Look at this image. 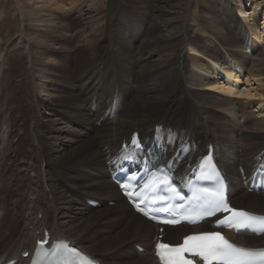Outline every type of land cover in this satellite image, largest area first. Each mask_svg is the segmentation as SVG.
I'll return each instance as SVG.
<instances>
[{
	"label": "bare ground",
	"instance_id": "6f19581e",
	"mask_svg": "<svg viewBox=\"0 0 264 264\" xmlns=\"http://www.w3.org/2000/svg\"><path fill=\"white\" fill-rule=\"evenodd\" d=\"M30 1L40 2L27 14L33 41L0 46V95L17 86L35 112L25 129L0 136V264H30L44 230L100 264H159L156 226L109 179L124 157L140 158L129 146L133 133L145 152L153 148L154 167L183 148L177 179L211 149L231 204L264 215V192L249 189L264 165V117L252 110L245 78L264 98V0ZM49 43L56 48L44 57L38 49ZM17 57L24 68L13 78L8 65ZM1 96L5 123L9 101ZM191 231L199 228H166L164 239ZM234 241L264 246V237L242 233Z\"/></svg>",
	"mask_w": 264,
	"mask_h": 264
},
{
	"label": "snow or ice",
	"instance_id": "6c2138e0",
	"mask_svg": "<svg viewBox=\"0 0 264 264\" xmlns=\"http://www.w3.org/2000/svg\"><path fill=\"white\" fill-rule=\"evenodd\" d=\"M157 136H159V127ZM131 145L140 150V159L136 161L140 164L143 161V166L133 169L132 173L126 175L125 179L131 177L136 178V183L147 181L145 187L149 184L152 186L154 192L159 193V203L155 208L152 207H140L139 204H135L138 211L143 215L148 216L151 220H156L161 224H176L180 220L175 215H171V218H161L158 213H170V209L183 208L184 201L186 199L191 200L193 203L199 202L205 206L203 214L200 216L201 220L217 216L218 213H226L223 217H218L215 221L217 229L225 227H235L237 232L246 231L251 229L257 231L254 227V223L257 217L243 211H239L234 207H231L225 199L224 195V182L218 177L211 175H201L196 172L195 167L188 166V173L192 176L193 182H189L187 185L189 193L185 192L181 194L182 189L178 190L174 184L169 183L172 177H165L159 179L158 172H164L167 169L171 172L181 160L180 153L183 152V148L177 150L176 154L166 164H161L160 167L154 170L152 162L155 157L153 156V148H147L145 152V144L141 143L139 138L134 136L131 140ZM158 147V145H157ZM211 153V149H209ZM206 159H211L209 154ZM175 162V163H173ZM125 170L123 168L117 170L113 175V180L120 184L121 188L125 187L124 181H121L120 175ZM215 182L219 185L218 188H212L210 185ZM199 185V193L192 191L193 187ZM169 193H174L180 203L173 205L169 200ZM129 196L130 201L135 202L139 197H133L131 193H125ZM156 203V201H154ZM188 223H198V221L189 219L185 216ZM264 220V217L259 218ZM163 232V229H161ZM41 245L46 241H40ZM185 253H189L191 256L199 257L203 264H258L257 257H261L259 264H264V251L254 252L250 249L237 247L234 243L225 239L220 230L202 232L195 235L187 236L184 243L179 246H173L166 242H157L156 255L159 256L161 264H193V260L186 258ZM27 255V253H25Z\"/></svg>",
	"mask_w": 264,
	"mask_h": 264
},
{
	"label": "rangeland",
	"instance_id": "374dc122",
	"mask_svg": "<svg viewBox=\"0 0 264 264\" xmlns=\"http://www.w3.org/2000/svg\"><path fill=\"white\" fill-rule=\"evenodd\" d=\"M36 1H39V0H36ZM49 1L52 4L61 5V0H49ZM97 1L98 0H92V2H94V3ZM117 1L120 2L122 0H117ZM259 1H262V0H257V2H259ZM0 2H1V4H0L1 7L5 10V14L0 13V20H3V26L0 28V46H5L6 49L10 50L13 46H15V44H17L18 39L23 40L25 43L26 42H28V43L32 42L33 41L32 37H33L34 33L32 31L27 30V27H26L27 26L26 25L27 24V14H28V10L30 8H32V7L39 8L40 2L34 6H33V2L30 0H0ZM87 4L89 5V2ZM63 5H61L60 7H63ZM47 8L53 9V6L49 5ZM190 9H191L190 10L191 12L196 11L197 6L191 7ZM258 10H259L258 12H264V8H261V5L258 7ZM85 11H87V7H84V12ZM89 12H90V10H89ZM84 14L82 15V18L83 19L88 18L87 17L88 15H84ZM248 15H250V14H248ZM37 27L45 28V26L43 24H38ZM259 45L263 46V44H261V43H259ZM55 46L56 45H52L49 43L48 46H43L40 49H38V51H39L38 53H40L41 55H45L44 57L51 56V50L56 48ZM75 53H76V49L74 48V49H72V54H75ZM26 54H27L26 57L28 59L29 58L28 53H26ZM8 66H9L11 76L13 74V78H15V76L17 75V72L22 74L21 70L24 68V59L21 60L18 57L12 58L9 60ZM245 78H249V81L247 82V84H249V87L252 88V89L250 88L253 91L252 94H255L250 99L251 101L254 100L252 102L256 103L252 107V110L254 111L256 116H259L258 113H260V116L262 115V117H264V115H263L264 113H262V110L264 111V106H263L264 103H263V105L260 104V106L257 105V103L259 104V102L262 101L261 98H263V97L259 96V94L261 93L260 89H255L259 83H257V81H255L253 77H249V74H247L245 76ZM5 92H3V95L1 94L2 96L0 95L1 97H4L5 95L8 96V101H9V106H6L3 108V114L4 113L6 114L7 120L5 121V123L0 122V134H1L0 136H4V137H5V134L8 132L7 130H9V132L13 131V133H15L17 131L16 129L18 126L21 128L23 126V128L25 129L27 121H28V117L35 114V112L30 107H27L28 105L25 103L26 100H22V98L20 96V95H22V92H24V91L19 90V88L17 86H12V87H8ZM210 92L213 93V91H210ZM205 93H208V92H205ZM256 94H258L257 97H256ZM18 95H19V97H18ZM263 101H264V98H263ZM10 110H12V111H10ZM6 111H7V113H6ZM11 112H12V117H11ZM256 112H258V113H256ZM17 117H18V119H17ZM24 118H27V119H24ZM22 119L24 121H22ZM8 121H9V123H8ZM7 125H9V126H7ZM13 126H14V130H13ZM7 127L8 128L10 127V128L8 129ZM3 130H4V132H3ZM17 133H18V137L25 135L22 130H19V132H17ZM1 142H3V141H1Z\"/></svg>",
	"mask_w": 264,
	"mask_h": 264
}]
</instances>
